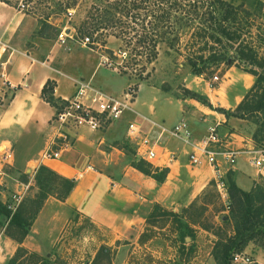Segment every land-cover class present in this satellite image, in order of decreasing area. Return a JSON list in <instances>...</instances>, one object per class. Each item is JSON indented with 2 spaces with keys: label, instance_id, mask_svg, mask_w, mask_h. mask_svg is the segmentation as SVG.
<instances>
[{
  "label": "rangeland",
  "instance_id": "rangeland-1",
  "mask_svg": "<svg viewBox=\"0 0 264 264\" xmlns=\"http://www.w3.org/2000/svg\"><path fill=\"white\" fill-rule=\"evenodd\" d=\"M18 1L9 0L10 4L14 6ZM220 1L224 3L223 6L232 8L226 23L228 29L234 31L237 38L234 40L222 38L221 43H208L203 39L198 43L200 48H203V51H200L204 55L202 61L207 60L209 54L219 49L225 51V59L218 65L211 64L210 69L205 70L204 74L196 75L192 68V63H195L192 52L198 49L197 47L191 48L189 38L185 36L178 46L169 48L165 43L158 45L157 57L147 66L149 76L144 80H138L135 71L130 68H126L125 73L121 72L124 70L121 60L123 55L116 53L120 41L111 37L107 38L105 48L112 49L117 55V59H107L109 54L103 51L101 46L98 50L91 48L96 44L90 47V39H85L87 37L81 36L77 32V28L91 12V5L95 4L97 0H35L31 8L25 12L29 13L31 18L29 25L37 29V35L43 41V54L51 49L50 46L54 47L53 53H51V64H54L55 67L66 64L69 71L67 72L73 76V79L62 78L74 84V81L84 79L85 75L89 77L94 70L91 82L95 87L102 89L101 85H106L109 92L105 89L102 90L112 95H123L129 88L134 90L132 103L129 104V108L122 117L124 121L109 128L113 134L121 135L122 139L119 140V143L125 146L131 161L139 162L145 168L154 169L150 164L134 157V142L126 135V127H124L126 121L136 120L141 122L138 124L141 130L146 133L147 122H144V119L137 113L138 105L134 106V102L138 95L141 111L148 113L147 107H142V102L144 105L150 103L152 99L150 91L162 92L168 99L171 98V104L168 105L162 97H157L156 101L154 100L156 112L149 117L154 120L164 117L166 121L162 124L167 128H171L179 121H185L191 138L194 127H202L205 132L198 140L200 142L206 138L207 127L218 123L217 132L220 139L235 140L240 144V146L232 145L235 147L234 149L242 152L248 147L264 146V0ZM61 34L64 39L63 43L59 41ZM249 56L251 58L247 59ZM190 57H192V62L189 61ZM198 62L199 59L196 64L203 65ZM244 75L253 78V82L249 87L234 95V90L238 86H242V76ZM214 76H217L216 80L213 79ZM256 80L258 82L255 84ZM98 82H101V85H96ZM254 84L255 91L248 97L246 103L256 104L255 102L260 100L263 106L254 112L237 110V105ZM222 95L224 96L221 103L219 99ZM231 95H234L233 101H231ZM213 97L215 101L212 100ZM56 103L58 104V101ZM53 108L55 110L54 106ZM173 109L184 112L185 117L177 121L178 115ZM208 109L223 114L225 120L218 122L215 118L206 119V115L209 117L211 114ZM170 123L174 124L168 127ZM220 127L224 130L220 131ZM195 135L198 139V134ZM247 163H244V167L248 170L250 164L248 163V166ZM251 168L256 172L253 167ZM35 172L34 174L27 173L25 176L10 165L6 168L8 176H13L22 184L24 183L19 191L23 195L22 200L33 198L40 193V185L34 179ZM233 172L232 165L224 164L221 168L220 182L226 191L225 198L221 196L213 176L212 182L193 201L192 209L176 211L180 216L179 229L181 230H185L190 220L198 221V225L193 227V235L188 237L186 243L181 237H178L177 233L175 237H172L167 232V229L175 227V219L167 215H159L161 211L158 208L153 210L157 218L150 221L152 225L161 226L160 224H167L171 221L166 230L159 232L160 240L154 245V248L162 255L154 253L156 256L154 257L151 255L152 250L145 247L137 248L134 253H131L132 246L128 245L127 255L117 259L115 258L117 250H114V247L125 244L118 243L108 246L101 243L109 238L108 235L100 229H93L83 219H75L69 223L63 230L59 242L48 251V255L43 254V250L34 252L47 259L50 264H90L97 250L104 245L115 252L111 264H197L203 257L212 258L217 263L214 255L219 251L220 244H225L234 237L237 232L235 221H241L244 227L243 233L248 234L254 231L255 236L242 248L233 247L231 251L245 250L254 256L260 262L259 264H264V177L257 173L259 174L256 177L257 181H253L244 189L235 182ZM8 176L4 177L2 185H0V202L4 205L16 193L9 186V181H13ZM229 180L234 181L236 186L243 191L250 193L251 200L247 208L231 202L229 199L227 194ZM52 184L54 187L56 181ZM4 224V218L0 216V231L4 232ZM175 228L178 229V227ZM257 230L260 231L256 232ZM31 243L34 244V240L29 244L31 245ZM26 248L33 251L29 245ZM259 249L263 251L262 254L257 253ZM171 252H175L174 258L163 257V253L166 255ZM4 264H8V260Z\"/></svg>",
  "mask_w": 264,
  "mask_h": 264
},
{
  "label": "crops",
  "instance_id": "crops-1",
  "mask_svg": "<svg viewBox=\"0 0 264 264\" xmlns=\"http://www.w3.org/2000/svg\"><path fill=\"white\" fill-rule=\"evenodd\" d=\"M30 22L29 13L19 10L17 5H11L9 0H0V147L9 148L10 166L17 171L34 174L40 165H45L58 176L73 179L75 184L63 201L53 196L45 199L22 245H29L33 251L43 250V254L48 255V251L59 242L69 223L75 219H83L93 229H100L108 235L109 238L101 243L108 246L125 244L114 247L117 259L127 255L128 245L132 246L131 253L137 248L145 247L152 250L151 255L154 257V253L162 255L154 245L160 240L159 232L166 230L171 221L163 223L164 226L152 225L150 221L157 218L151 216L153 210L160 207L176 213L188 208L212 182V167L203 158L197 165L190 164L189 144L175 140L168 134L160 135L159 129L146 123V134L156 144V158L145 162L157 168V172H165L160 181L144 174L131 165L125 146L119 143L121 135L113 134L109 128L120 124L124 121L123 118L120 122L97 131L80 128L69 138V146L59 150L57 158H43L41 154L53 139L56 126L51 122L55 110L42 98L41 89L48 79L52 80L55 83L53 96L64 99L72 96L74 84L66 80L73 79L66 64L57 67L51 64L54 47L50 46L51 49L43 54V41L37 35V29L29 25ZM93 72L94 70L89 77L85 75L84 78L91 84ZM242 78V86L234 90V95L253 82V78L249 76L244 75ZM96 85H101V82ZM101 86L109 92L106 85ZM149 93L152 95L150 103L144 105L142 102V107H147L148 113L141 111L138 95L134 102V106L138 105L137 113L147 118L156 112L157 97L160 96L168 105L171 104V98L168 99L165 93ZM234 95H231V101ZM212 100L215 101V98ZM173 110L178 115L177 121L185 117L184 112ZM208 112L211 114L209 117L206 115V119L215 118L218 122L225 120L221 113L211 109ZM154 121L163 123L166 119L161 117ZM127 123H124V127ZM174 123L168 124V127ZM219 130L224 129L220 127ZM204 132L202 127L195 126L191 143L198 142ZM195 134H198V139ZM220 144L231 149L235 148L232 145L240 146L235 140L220 139ZM170 154L173 157L170 158ZM246 155L238 154L232 164L235 182L244 189L257 181L256 177L259 175L247 163ZM134 157L139 159L135 155V148ZM244 163L248 164V170ZM260 175L264 177V171ZM8 177L13 181H9V186L15 192L21 191L24 183L13 176ZM179 223L180 220L175 224L178 229L174 227L167 229V232L172 237L177 233L179 238L183 233L181 238L186 243L188 237L193 235V227L198 224L189 221L187 228L191 234H187L186 227L185 230L179 229ZM33 240L34 244L30 245ZM16 247L17 243L0 231V264H4L13 255ZM262 252L261 249L257 251L258 254ZM175 255V252L166 255L163 253V257L168 258H174ZM256 262L260 263L258 260ZM197 264L216 263L212 258L203 257Z\"/></svg>",
  "mask_w": 264,
  "mask_h": 264
},
{
  "label": "trees",
  "instance_id": "trees-1",
  "mask_svg": "<svg viewBox=\"0 0 264 264\" xmlns=\"http://www.w3.org/2000/svg\"><path fill=\"white\" fill-rule=\"evenodd\" d=\"M223 5L224 3L220 0H97L91 5V12L77 28V32L90 39V47L96 44L91 48L98 50L101 46V49L109 54L107 59H117L115 51L105 48L107 38L111 37L120 41L116 53L123 55L121 60L124 70L121 72L125 73V69L130 68L135 71L138 80H144L149 76L147 66L156 59L159 44L165 43L172 48L178 46L183 37L188 36L189 46L198 49L192 52L195 61L192 63V68L196 75H202L205 70L210 69L211 64L218 65L225 59V51L219 49L212 52L206 58L207 60L202 61L203 48H200L198 41L205 39L208 43H221L222 38L228 40L237 38L235 32L229 30L226 23L232 8ZM192 57L189 58L190 62ZM250 58L249 56L247 59ZM198 59V63H202V66L196 64ZM253 75L256 74L253 73ZM257 82L258 80L255 84ZM255 84L237 105V110L254 112L261 109L263 104L260 100H257L256 104L246 103L248 97L255 91ZM54 85V81L48 79L41 89V96L50 105L57 107L56 101L59 103L61 100L53 96ZM131 165L158 181L163 178L165 172V170L157 172V168H145L139 162L131 161ZM23 175L26 176L24 173ZM34 179L40 185V193L33 198L23 199L14 212L0 202V216L5 221L4 234L17 243L13 255L8 259V264H50L38 253L29 251L22 242L45 199L53 196L63 201L75 184L73 179L58 176L45 165H40L36 169ZM55 181L56 185L52 187L54 185L52 182L55 183ZM227 192L231 202L244 208L250 204V193L240 189L232 180H229ZM193 207L194 203L184 211ZM158 208L161 211L159 215L173 217L174 222L178 224L180 216L177 213ZM151 216L156 215L152 213ZM149 220L150 218L147 221ZM191 222L198 223L197 220ZM235 225H237V232L234 237L229 242L220 244L219 251L214 255L216 264H230V255L235 252L231 251L232 248H242L255 236L254 231L248 234L243 233V222L235 221ZM258 231L260 230L256 232ZM186 233L191 234L187 226ZM180 235L183 237V233ZM112 255L110 247L102 245L90 264H111Z\"/></svg>",
  "mask_w": 264,
  "mask_h": 264
},
{
  "label": "built area",
  "instance_id": "built-area-1",
  "mask_svg": "<svg viewBox=\"0 0 264 264\" xmlns=\"http://www.w3.org/2000/svg\"><path fill=\"white\" fill-rule=\"evenodd\" d=\"M35 0H19L16 4L21 11L31 8ZM88 39V38H85ZM59 41L64 42L62 34ZM214 80L217 76H214ZM134 90H129L123 95H112L95 86L85 79L74 81V93L70 98L61 99L55 107L51 122L56 126V131L47 148L42 152V157L55 159L59 155L61 148L69 146V138L80 128H87L90 131L100 130L112 123L119 121L125 111L129 108L134 98ZM141 116V115H139ZM144 122L151 127L159 129V134H168L190 145L191 151L188 154L190 164L197 165L202 158L214 171V181L223 198L226 191L220 182L221 166L223 164L232 165L235 158L240 153L248 155V163L258 173L264 171V146L248 147L240 152L238 149H231L221 146L216 124L207 127L206 138L200 142L191 143L190 131L185 121H179L171 128L165 127L162 123L150 118L143 117ZM129 121L126 126V135L134 142L135 155L144 161H153L156 158L155 141H151L147 134L141 130L140 123ZM139 123V124H138ZM142 126V125H141ZM173 154H170V158ZM11 154L6 146L0 147V185L4 177H7L6 168L10 165ZM23 195L19 192L11 196V200L6 204L12 212L18 207ZM230 264H257L254 257L245 250L232 252Z\"/></svg>",
  "mask_w": 264,
  "mask_h": 264
}]
</instances>
